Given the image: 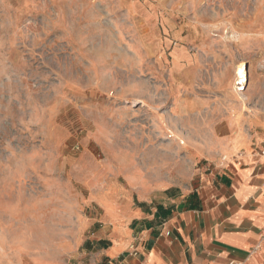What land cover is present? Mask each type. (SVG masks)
Returning <instances> with one entry per match:
<instances>
[{"label": "rangeland", "instance_id": "374dc122", "mask_svg": "<svg viewBox=\"0 0 264 264\" xmlns=\"http://www.w3.org/2000/svg\"><path fill=\"white\" fill-rule=\"evenodd\" d=\"M218 101L264 134V0H0V264L50 259L59 181L214 171Z\"/></svg>", "mask_w": 264, "mask_h": 264}, {"label": "crops", "instance_id": "0c3cea01", "mask_svg": "<svg viewBox=\"0 0 264 264\" xmlns=\"http://www.w3.org/2000/svg\"><path fill=\"white\" fill-rule=\"evenodd\" d=\"M212 108L216 169L193 186L122 174L110 163L48 187L64 222L36 264H264V134Z\"/></svg>", "mask_w": 264, "mask_h": 264}, {"label": "built area", "instance_id": "2783aa9c", "mask_svg": "<svg viewBox=\"0 0 264 264\" xmlns=\"http://www.w3.org/2000/svg\"><path fill=\"white\" fill-rule=\"evenodd\" d=\"M260 153H261L262 155H264V146H263V148L260 150ZM233 264H243V263L239 262V263H233Z\"/></svg>", "mask_w": 264, "mask_h": 264}, {"label": "bare ground", "instance_id": "6f19581e", "mask_svg": "<svg viewBox=\"0 0 264 264\" xmlns=\"http://www.w3.org/2000/svg\"><path fill=\"white\" fill-rule=\"evenodd\" d=\"M244 81V80H243ZM241 90V89H240Z\"/></svg>", "mask_w": 264, "mask_h": 264}]
</instances>
